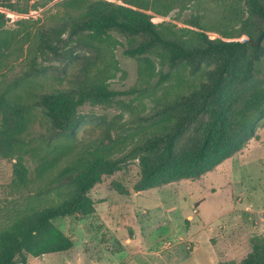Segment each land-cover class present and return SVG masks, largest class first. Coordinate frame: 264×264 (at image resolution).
I'll use <instances>...</instances> for the list:
<instances>
[{
    "label": "trees",
    "instance_id": "obj_1",
    "mask_svg": "<svg viewBox=\"0 0 264 264\" xmlns=\"http://www.w3.org/2000/svg\"><path fill=\"white\" fill-rule=\"evenodd\" d=\"M18 1L0 0V8L28 12L26 7L19 8ZM118 1L63 0L60 27L37 31V38L26 20H18L19 26L9 32L4 28L6 14L0 10V66L14 51L26 64L0 90V155L10 157L17 151L39 157L38 173L49 178L35 195H57L40 208L28 204L4 222L0 264H26L30 257L71 251L73 241L53 220L93 213L87 192L121 170L128 157L139 156L141 171L133 187L143 191L176 180L199 179L239 151L258 125L264 128V0H211L221 6V16L182 14V18L178 14L176 19L185 26L154 22L148 12L165 16L178 7L177 0ZM51 30L56 35L68 31L69 37H83L88 40L83 43L92 48H99L95 43L109 48L118 42L114 36L122 37L124 55L142 60L149 74L155 72L154 55L160 68L154 82L142 88L109 87L101 77L108 71L105 67L95 77L84 68L78 87L25 88L22 94L16 93L32 76L46 74V68L37 66L38 56L47 51L58 55L63 50V40L54 44ZM210 31L220 36L211 38ZM241 35L243 40L238 38ZM169 80L173 82L166 87L162 102L148 117L152 129L125 154H118L119 140L80 149L50 141L40 147L30 137L28 122L34 120V109L56 134L71 140L82 123L79 109L85 103L147 92ZM13 175L18 184L27 185V168L20 160L13 164ZM238 264H264V242Z\"/></svg>",
    "mask_w": 264,
    "mask_h": 264
},
{
    "label": "rangeland",
    "instance_id": "obj_2",
    "mask_svg": "<svg viewBox=\"0 0 264 264\" xmlns=\"http://www.w3.org/2000/svg\"><path fill=\"white\" fill-rule=\"evenodd\" d=\"M62 1L45 4V0H19V8L26 7L28 12L0 8L6 14L4 28L12 32L19 26L18 20H26L37 38V31L60 27L59 18L65 9ZM177 4L165 16L148 12L154 22L177 26H185L176 19L178 14H203L212 19L221 16V6L211 0L199 4L177 0ZM196 8L201 9L199 13ZM51 32L54 44L63 40V50L58 55L46 50L45 55L38 56L37 66L46 68V74L32 76V81L19 86L16 93L22 94L25 88L78 87L84 68L95 77L105 67L108 71L101 77L109 87L142 88L154 82L160 68L154 55L155 72L151 74L143 69L142 60L124 55L125 39L119 36H114L118 40L114 46L103 49L98 43L95 45L99 48L83 43L88 41L83 37H69L68 31L60 35ZM208 34L211 38L220 36L211 31ZM238 38L243 40L245 36ZM14 52L0 66V90L26 68L23 57H16L18 52ZM172 82L147 92L120 95L106 103H85L79 109L82 123L71 140L56 134L34 109V120L28 122L30 137L40 147L50 141L80 149L119 140L118 154H125L152 129L148 117ZM39 159L17 151L10 157L0 155V227L28 204L40 208L57 199L54 192L35 195L49 178L48 174L39 175ZM17 160L27 168L26 186L14 178L13 164ZM139 162V156L128 157L121 170L87 192L93 201V213L53 220L73 241L71 251L30 257L26 264H238L255 245L264 242V128L260 125L239 151L199 179H181L136 191L133 186L140 176Z\"/></svg>",
    "mask_w": 264,
    "mask_h": 264
},
{
    "label": "water",
    "instance_id": "obj_3",
    "mask_svg": "<svg viewBox=\"0 0 264 264\" xmlns=\"http://www.w3.org/2000/svg\"><path fill=\"white\" fill-rule=\"evenodd\" d=\"M263 33H264V30H263ZM260 40V38H258V41Z\"/></svg>",
    "mask_w": 264,
    "mask_h": 264
}]
</instances>
